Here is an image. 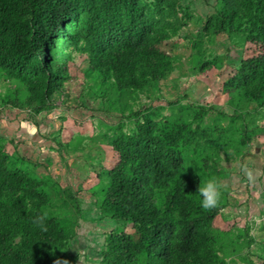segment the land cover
<instances>
[{"label":"trees","instance_id":"16d2710c","mask_svg":"<svg viewBox=\"0 0 264 264\" xmlns=\"http://www.w3.org/2000/svg\"><path fill=\"white\" fill-rule=\"evenodd\" d=\"M219 2L221 31L243 36L256 51L230 83L246 96L258 93L264 109V0ZM180 12L169 0H0V70L28 91L24 102L15 97L7 104L49 110L71 80L72 48L86 52L94 72L120 93L165 83L172 65L159 46L184 26ZM212 68L205 63L202 72ZM113 145L119 159L109 171L103 212L130 223L134 233H109L101 264H228L214 227L226 202L202 207L203 178L187 169L188 152L204 150L213 155L201 159L202 167L214 173L228 145L198 126L169 129L144 119ZM10 160L0 142V264H75L57 248L66 237L61 222L47 215L45 183L13 170Z\"/></svg>","mask_w":264,"mask_h":264},{"label":"rangeland","instance_id":"374dc122","mask_svg":"<svg viewBox=\"0 0 264 264\" xmlns=\"http://www.w3.org/2000/svg\"><path fill=\"white\" fill-rule=\"evenodd\" d=\"M156 0H146L152 5ZM185 10L184 26L170 31L160 49L170 57L165 83L145 92L120 93L93 69L89 55L70 49L71 80L51 108L36 114L23 103L8 105L28 91L0 70V142L10 167L45 183L47 215L58 219L66 240L57 248L75 264H101L109 233H134L130 223L103 212L109 171L118 163L114 141L136 130L138 120L167 128L200 127L228 145L213 173L201 159L213 154L189 151L187 169L214 178L226 207L214 221L223 237L228 264H264V109L258 93L246 96L230 81L240 62L255 55L240 35L221 31L219 0H169ZM60 41L62 37H59ZM214 68L202 72L205 63ZM205 109L204 113L198 109Z\"/></svg>","mask_w":264,"mask_h":264},{"label":"clouds","instance_id":"9594fccd","mask_svg":"<svg viewBox=\"0 0 264 264\" xmlns=\"http://www.w3.org/2000/svg\"><path fill=\"white\" fill-rule=\"evenodd\" d=\"M198 192L200 197H202L201 205L205 209L217 206L222 195L220 185L214 178H209L205 183L199 186Z\"/></svg>","mask_w":264,"mask_h":264}]
</instances>
